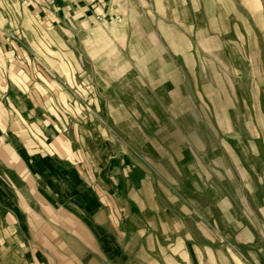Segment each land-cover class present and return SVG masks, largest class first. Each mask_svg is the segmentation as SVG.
Wrapping results in <instances>:
<instances>
[{"label": "crops", "instance_id": "crops-1", "mask_svg": "<svg viewBox=\"0 0 264 264\" xmlns=\"http://www.w3.org/2000/svg\"><path fill=\"white\" fill-rule=\"evenodd\" d=\"M242 1L0 0V264H264Z\"/></svg>", "mask_w": 264, "mask_h": 264}, {"label": "rangeland", "instance_id": "rangeland-1", "mask_svg": "<svg viewBox=\"0 0 264 264\" xmlns=\"http://www.w3.org/2000/svg\"><path fill=\"white\" fill-rule=\"evenodd\" d=\"M234 24L232 58L228 56L223 61L234 68L242 66L241 60L244 62L243 66L249 72V78L245 74L250 84V113L254 115L261 111L264 114V106L254 104L255 99L263 97L264 91L252 89V85H264V0H247V5H235ZM259 124L264 128V119Z\"/></svg>", "mask_w": 264, "mask_h": 264}, {"label": "built area", "instance_id": "built-area-1", "mask_svg": "<svg viewBox=\"0 0 264 264\" xmlns=\"http://www.w3.org/2000/svg\"><path fill=\"white\" fill-rule=\"evenodd\" d=\"M117 19L119 20V18H117ZM133 154H134V155H137L135 151H133Z\"/></svg>", "mask_w": 264, "mask_h": 264}]
</instances>
